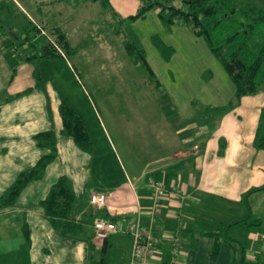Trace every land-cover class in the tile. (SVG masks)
<instances>
[{"label": "rangeland", "instance_id": "374dc122", "mask_svg": "<svg viewBox=\"0 0 264 264\" xmlns=\"http://www.w3.org/2000/svg\"><path fill=\"white\" fill-rule=\"evenodd\" d=\"M102 1L1 0L4 8L0 11V64L12 72L8 77L13 71L16 75L14 80L15 75L7 78L10 85L0 91V103L6 100L8 87L10 90L27 74L35 91L19 99L15 96L14 106L47 92L52 99L62 95L82 115L91 140L90 152L75 147V156L58 140L57 157L48 165V172H52L51 164L55 162L73 180L81 179L85 193L89 189H113L141 174L145 181L144 176L154 173L158 166L177 162L179 157L174 155L190 148L183 137L198 138L195 130L185 125L206 121L208 92L217 96L218 103L230 100L234 94L231 78L205 39L194 35L191 23L177 20L169 29L155 7L145 18L118 24L112 7L104 6ZM257 1L264 5V0ZM171 2L184 7L181 0ZM54 25L66 33L69 51L59 45ZM125 28L137 34L160 87L128 55L122 43ZM153 35L173 46L169 60L153 44ZM46 42L63 58H41ZM34 53L36 57L30 61L28 57ZM35 63L44 89L36 85ZM156 172L151 176L159 179ZM154 181L160 182L153 179L149 184ZM28 192L18 198L22 208L30 206ZM216 211L222 213L225 209L222 205ZM220 213L211 210L212 217L220 219ZM232 214L236 215L231 212L229 216ZM3 228L8 233L16 232L14 227Z\"/></svg>", "mask_w": 264, "mask_h": 264}, {"label": "crops", "instance_id": "0c3cea01", "mask_svg": "<svg viewBox=\"0 0 264 264\" xmlns=\"http://www.w3.org/2000/svg\"><path fill=\"white\" fill-rule=\"evenodd\" d=\"M109 3L113 12L126 17L136 12L140 1L109 0ZM11 73L8 66L0 64V91L10 85L6 80L13 78L14 71L8 77ZM34 87L33 83L30 85V75L26 74L10 90L8 87V96L0 103V195L20 172L32 167L46 153L36 145L33 136L37 132L53 129L56 133L58 129L57 142L59 140L71 150L78 148L70 137L60 132L58 98L52 99L47 92L40 93L34 101L24 100L14 106L15 96L19 99L32 93ZM206 96L209 100L204 111L229 101L218 103L211 91ZM263 107L264 93L258 92L243 96L239 103L218 115L205 114L206 121L202 125L194 122L185 125L186 129L195 130L198 138L183 137L190 148L174 155L179 157L177 162L158 166L155 172L161 170L156 172L159 179L151 176L155 173L151 171L144 176L145 181L141 174L113 189H97L108 194V204L96 212L121 218L126 225L139 218L141 225L152 230L159 239L156 258L165 260L170 256L171 264H238L234 263L236 260L241 262L239 264H264V190L244 199L249 190L264 184V150L253 143ZM202 136L206 137L200 140ZM70 153L78 155L75 150ZM51 165L52 172H48L47 167L41 179L30 182L23 190L21 195L30 191L28 208H22L18 199L15 205L0 211V264H89L87 244L73 241L52 229L39 205L57 177L67 175L55 162ZM67 176L79 203L86 206L88 194L94 190L85 193L81 179ZM153 179L165 187L155 212L151 210L153 200L149 184ZM222 205L225 211H216ZM211 210L220 213V219L212 217ZM231 212L236 215L230 217ZM3 226L14 227L16 232L8 233ZM129 235L114 233L109 236V248L117 255L115 264H128ZM92 241L99 250L102 241Z\"/></svg>", "mask_w": 264, "mask_h": 264}, {"label": "trees", "instance_id": "16d2710c", "mask_svg": "<svg viewBox=\"0 0 264 264\" xmlns=\"http://www.w3.org/2000/svg\"><path fill=\"white\" fill-rule=\"evenodd\" d=\"M139 1L140 4L136 12L126 17H120L112 10L118 24L145 18L146 13L155 7L158 8L159 19L169 29L177 20L191 23V30L194 35L205 39L211 52L231 78L235 88L233 97L223 106L206 108L204 114L218 115L221 111L230 109L239 103L243 96L264 92L263 4L257 0H181L184 7H179L173 4L171 0ZM102 4L106 7L110 6L109 0H103ZM3 8L4 4L0 0V11ZM33 28L39 29L36 26ZM124 30L127 34L122 43L131 60L148 73L156 87H160L137 34L129 28ZM54 32L57 33V41L61 48L69 51L71 46L66 33L57 25H54ZM152 42L165 60L171 58L174 53L173 46L163 42L158 35L152 36ZM35 57L36 54L34 53L28 59L31 61ZM40 57L43 59L63 58V54L57 52L52 44L46 42L42 46ZM34 75L37 81L36 85L44 89L37 64ZM47 108L49 110L48 104ZM58 113L61 119V134L70 137L81 151L90 152L91 140L84 119L62 95L59 96ZM33 138L38 147L47 151L32 167L20 172L15 181L0 195V211L15 205L25 187L30 182L41 179L48 165L57 157V138L53 129L37 132ZM253 143L256 148L264 150V107L261 110ZM261 190H264V184L249 190L244 195V199L246 200L251 193ZM88 198L87 205H81L71 179L62 174L51 185L46 196L39 201V205L52 229L73 241H84L87 244L89 264H115L117 255L113 254L109 248V237L104 239L101 248L96 250L92 241L94 239L93 220L99 217L117 224L122 222L125 228L123 232H117L120 234H130L128 230L130 224L126 225L121 218L109 217L103 212L97 213L95 211L94 213ZM82 208L86 209L83 211ZM79 213H81V219L77 220L75 216ZM236 223L234 222V224ZM24 231L28 232V229L25 230L24 227ZM129 236L132 247L133 238L131 234ZM217 246L218 242L215 245L214 254L217 252ZM170 259L171 257L168 256L163 261L171 263ZM234 263L239 264L241 262L236 260Z\"/></svg>", "mask_w": 264, "mask_h": 264}, {"label": "built area", "instance_id": "2783aa9c", "mask_svg": "<svg viewBox=\"0 0 264 264\" xmlns=\"http://www.w3.org/2000/svg\"><path fill=\"white\" fill-rule=\"evenodd\" d=\"M151 188L153 200L151 210L155 212L165 194V187L162 183L154 181L151 183ZM88 200L94 211L102 210L108 204V194L103 191H93L90 192ZM75 218L81 219V213L77 214ZM92 227L94 239L99 241H103L111 234L123 232L125 228L122 222L117 224L99 217L94 218ZM128 230L133 238L128 264H171L156 258L159 239L152 230L141 225L139 218L130 223ZM174 247L176 250V240H174Z\"/></svg>", "mask_w": 264, "mask_h": 264}]
</instances>
